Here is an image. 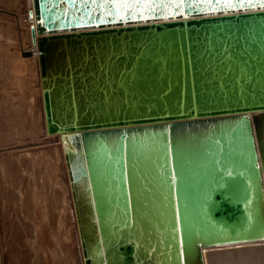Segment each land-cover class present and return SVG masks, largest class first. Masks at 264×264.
Listing matches in <instances>:
<instances>
[{
  "label": "water",
  "instance_id": "95a60500",
  "mask_svg": "<svg viewBox=\"0 0 264 264\" xmlns=\"http://www.w3.org/2000/svg\"><path fill=\"white\" fill-rule=\"evenodd\" d=\"M34 15L85 264L264 242V7L34 0Z\"/></svg>",
  "mask_w": 264,
  "mask_h": 264
},
{
  "label": "bare ground",
  "instance_id": "6f19581e",
  "mask_svg": "<svg viewBox=\"0 0 264 264\" xmlns=\"http://www.w3.org/2000/svg\"><path fill=\"white\" fill-rule=\"evenodd\" d=\"M9 2L14 10L0 6V264H85L63 139L46 128L34 0ZM204 253L206 264H256L264 242Z\"/></svg>",
  "mask_w": 264,
  "mask_h": 264
},
{
  "label": "snow or ice",
  "instance_id": "6c2138e0",
  "mask_svg": "<svg viewBox=\"0 0 264 264\" xmlns=\"http://www.w3.org/2000/svg\"><path fill=\"white\" fill-rule=\"evenodd\" d=\"M108 2L117 4V5H126L128 3H141V2H151V0H108ZM170 2L175 4H180L183 2V0H170ZM201 2L211 3V0H201ZM218 2H221V0H218ZM224 3H232L233 0H222ZM254 0H240V3H253ZM255 2H258L261 7H264V0H255ZM42 23V22H41Z\"/></svg>",
  "mask_w": 264,
  "mask_h": 264
},
{
  "label": "rangeland",
  "instance_id": "374dc122",
  "mask_svg": "<svg viewBox=\"0 0 264 264\" xmlns=\"http://www.w3.org/2000/svg\"><path fill=\"white\" fill-rule=\"evenodd\" d=\"M0 6H2V9H3V7H4V9H7V10H14V8H13V6H12V4L9 2V0H0ZM4 34H6L5 32H3ZM255 259V258H254ZM262 259V260H261ZM258 261V262H257ZM261 261H262V263H261ZM255 262H256V264H258L259 262L261 263V264H264V256H261V258L259 257V258H257L256 260H255ZM259 263V264H260Z\"/></svg>",
  "mask_w": 264,
  "mask_h": 264
}]
</instances>
